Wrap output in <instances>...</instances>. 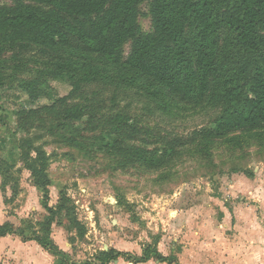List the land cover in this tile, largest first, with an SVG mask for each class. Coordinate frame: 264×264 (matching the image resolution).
Returning <instances> with one entry per match:
<instances>
[{"label":"trees","instance_id":"obj_1","mask_svg":"<svg viewBox=\"0 0 264 264\" xmlns=\"http://www.w3.org/2000/svg\"><path fill=\"white\" fill-rule=\"evenodd\" d=\"M144 2L150 31H144L138 21ZM10 50L40 53L46 66L35 77L19 80L17 87L31 103L51 100L19 110L18 127L42 128L51 120L48 129L59 127L75 134L76 124L85 119L84 129L100 131L95 141L98 148L117 157L123 166L136 163L159 169L187 144L196 142L206 152L215 140L230 133L261 136L259 131L264 129V0H13L0 5V88L7 85L3 56ZM52 79L68 82V94L53 98ZM95 83L142 89L169 109L208 104L220 110L210 126L195 129L187 137L160 136L149 147L150 142L134 143L142 130L130 116L97 115L99 109L84 96L85 88ZM39 138L21 139L20 159L32 184L43 193L41 204L47 214L40 221L24 218L21 225L7 220L0 224V237L35 240L59 256L58 264H62L65 253L53 241L52 224L64 214L78 237H84L86 229L64 191L55 205H49V155L41 143L36 144ZM66 140L85 144L74 135ZM229 140L239 142L237 136ZM13 168L0 158L3 189L10 179L6 174H12ZM10 188L15 195L19 185L15 182ZM120 256L131 258L127 252L109 248L85 264H109ZM150 258L179 264L151 244L133 259Z\"/></svg>","mask_w":264,"mask_h":264},{"label":"rangeland","instance_id":"obj_2","mask_svg":"<svg viewBox=\"0 0 264 264\" xmlns=\"http://www.w3.org/2000/svg\"><path fill=\"white\" fill-rule=\"evenodd\" d=\"M12 1L0 0V5ZM140 10L138 21L144 31H150L148 3H142ZM3 57L8 77L7 85L0 88V158L14 168L12 174H6L10 179L4 189L0 175V220L5 212L13 215L15 209L22 217L20 221H40L47 214L41 204L43 193L32 184L20 159L21 139L38 136L36 144L41 143L49 155V205H55L64 191L86 229L84 237H78L64 214L52 224V238L66 239L71 244L66 253L75 264L93 261L98 251L108 250L116 241L138 240L144 247L164 239L168 248L175 241L177 252H182L184 239H233L234 235L243 239L247 229L234 228L236 221L246 222L241 225L263 221L264 129L259 131L261 136L243 131L230 133L215 140L206 152L196 142L187 144L170 164L159 169L136 163L123 166L117 157L98 148L95 141L100 131L84 129L85 119L76 124L79 129L75 134L59 127L48 129L51 120L42 128L20 129L19 110L51 100L40 98L31 103L17 82L35 77L46 62L37 50H10ZM49 84L53 98L71 89L66 81L52 79ZM84 96L99 109L98 116H130L142 130L134 143L150 142L149 147L155 146L160 136L187 137L195 129L210 126L220 110L208 104H179L169 109L142 89H116L97 83L88 85ZM81 100L87 101L83 97ZM70 135L85 144H71L66 140ZM234 136L239 144L229 140ZM249 172L253 175L248 176ZM237 178L250 179L252 191L247 192L245 182ZM15 182L19 190L12 195L10 187ZM20 221L15 224L21 225ZM168 257L174 258L172 253ZM175 259L179 262L178 256Z\"/></svg>","mask_w":264,"mask_h":264},{"label":"crops","instance_id":"obj_3","mask_svg":"<svg viewBox=\"0 0 264 264\" xmlns=\"http://www.w3.org/2000/svg\"><path fill=\"white\" fill-rule=\"evenodd\" d=\"M237 180L238 182L239 180L245 182L247 192L252 191L249 188L252 185L250 179L237 178ZM234 185L237 186V183L235 182ZM236 212L238 210L234 209L235 214ZM6 215L1 216L3 218L0 220V224L5 220H9L14 224L19 223L22 218L17 209H15L13 215ZM236 223L234 228L243 227L247 229L243 232V239H239V235H234L233 239H184V244L181 246L182 252H177L174 245L175 241H172L169 248L165 245L164 239L149 244L156 247L157 251L164 256H168L170 253L174 257L178 256L179 264H264V219L262 222L254 221L244 225H241V223L246 222L239 220ZM53 241L59 250L65 253L64 260L66 261L62 264H75L67 254L71 244L66 239H53ZM111 248L127 252L131 258L126 259L120 256L114 260L115 262L112 261L109 264H169L157 261L154 258L143 262H135L134 256H140L143 252V246L138 240L116 241L113 245L111 244ZM58 263L59 256L49 252L35 240L23 241L15 235L0 237V264Z\"/></svg>","mask_w":264,"mask_h":264},{"label":"water","instance_id":"obj_4","mask_svg":"<svg viewBox=\"0 0 264 264\" xmlns=\"http://www.w3.org/2000/svg\"><path fill=\"white\" fill-rule=\"evenodd\" d=\"M115 262V261H114Z\"/></svg>","mask_w":264,"mask_h":264}]
</instances>
